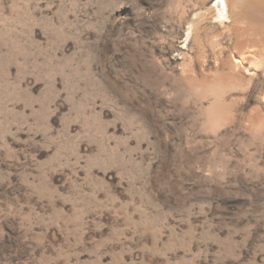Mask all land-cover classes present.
Segmentation results:
<instances>
[{
    "label": "rangeland",
    "instance_id": "374dc122",
    "mask_svg": "<svg viewBox=\"0 0 264 264\" xmlns=\"http://www.w3.org/2000/svg\"><path fill=\"white\" fill-rule=\"evenodd\" d=\"M218 1L0 0V264H264V0Z\"/></svg>",
    "mask_w": 264,
    "mask_h": 264
},
{
    "label": "bare ground",
    "instance_id": "6f19581e",
    "mask_svg": "<svg viewBox=\"0 0 264 264\" xmlns=\"http://www.w3.org/2000/svg\"><path fill=\"white\" fill-rule=\"evenodd\" d=\"M217 6L220 10V12L223 14H225V12H227L228 10V2L226 0H220L217 2ZM227 14V13H226Z\"/></svg>",
    "mask_w": 264,
    "mask_h": 264
}]
</instances>
